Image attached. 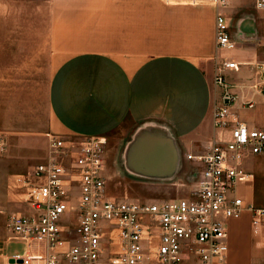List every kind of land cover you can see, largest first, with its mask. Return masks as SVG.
<instances>
[{
    "label": "crops",
    "instance_id": "0c3cea01",
    "mask_svg": "<svg viewBox=\"0 0 264 264\" xmlns=\"http://www.w3.org/2000/svg\"><path fill=\"white\" fill-rule=\"evenodd\" d=\"M262 11L253 0H227L224 6L163 0H0V264H8L12 254L31 252L32 246L14 238L7 219L31 211L17 178L39 181L34 170L49 159V136H105V194L129 200L108 193L105 158H124L126 146L141 129L168 132L180 158L168 185L182 188L153 202L192 192L195 165L186 154L216 136L212 110L219 90L213 80L225 60L237 63L221 71L238 96L236 118L252 128L264 127V96L257 88L264 74ZM218 12L227 18L236 43L232 50L217 46ZM250 100L253 107L243 105ZM243 166L254 179L237 184L234 194L263 206L264 159L250 156ZM250 228L248 211L227 221V264L233 257L236 264L259 260L255 245H249Z\"/></svg>",
    "mask_w": 264,
    "mask_h": 264
},
{
    "label": "built area",
    "instance_id": "2783aa9c",
    "mask_svg": "<svg viewBox=\"0 0 264 264\" xmlns=\"http://www.w3.org/2000/svg\"><path fill=\"white\" fill-rule=\"evenodd\" d=\"M163 1L224 6L227 0ZM253 3L264 10V0ZM215 34L218 48L236 47L221 12ZM236 67L235 61L225 60L214 76L219 90L212 110L216 136L186 154L196 170L186 197L145 203L110 198L104 189L105 136H49V159L34 170L39 181L17 178L31 211L7 219L14 238L32 246L31 252L12 254L8 264H227V221L244 211L250 213L252 232L264 240V205L246 203L234 194L237 184L254 179L243 162L250 156L264 159V127L238 121L233 111L238 96L221 73ZM257 88L264 96V74ZM243 105L251 108L254 103ZM74 193L78 215L68 229L63 219L72 210Z\"/></svg>",
    "mask_w": 264,
    "mask_h": 264
},
{
    "label": "rangeland",
    "instance_id": "374dc122",
    "mask_svg": "<svg viewBox=\"0 0 264 264\" xmlns=\"http://www.w3.org/2000/svg\"><path fill=\"white\" fill-rule=\"evenodd\" d=\"M243 1L247 4L250 3L251 0H243ZM256 109L257 107L251 112H254ZM105 161L107 162V166L104 169V173L106 177V189L108 193L114 191V193H116L115 197L117 198H124V199L136 200L142 202L143 201L151 202L153 199L159 198L161 195H163L164 192L167 193V191H169L170 189L174 191L175 188H179V189L182 188L177 184H173L172 186L168 185L169 182L173 183V181L171 180H173L174 177L170 180L161 181L155 179L142 178L137 175L128 173L124 169L122 158H105ZM190 173L192 180L194 179L195 182L196 170L193 168ZM174 182L177 183V180ZM77 198H78L77 193L76 194L74 193V198H72V210L68 212L63 219V223L65 227L68 229L73 228L76 217L78 215ZM250 230H251V243L249 245L250 246L255 245L253 250L254 252L258 253L256 257L259 258V260L255 261L254 264H264V247H261L264 246V240L260 236L255 235L252 232V228H250ZM237 247L238 248L241 247V249L244 248L242 247V244L240 245L237 244ZM245 248L248 251V248L250 247L248 248L245 247ZM239 254L241 255V253ZM236 260L237 259H234L233 257V259L229 261V264H236Z\"/></svg>",
    "mask_w": 264,
    "mask_h": 264
},
{
    "label": "water",
    "instance_id": "95a60500",
    "mask_svg": "<svg viewBox=\"0 0 264 264\" xmlns=\"http://www.w3.org/2000/svg\"><path fill=\"white\" fill-rule=\"evenodd\" d=\"M124 169L142 178L170 180L179 169V151L163 130L141 129L126 146Z\"/></svg>",
    "mask_w": 264,
    "mask_h": 264
}]
</instances>
